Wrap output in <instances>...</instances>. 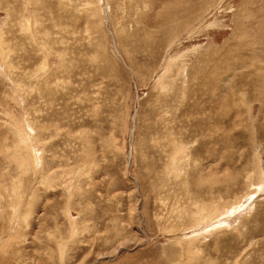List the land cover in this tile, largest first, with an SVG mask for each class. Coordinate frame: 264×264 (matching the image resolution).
<instances>
[{"label":"rangeland","instance_id":"374dc122","mask_svg":"<svg viewBox=\"0 0 264 264\" xmlns=\"http://www.w3.org/2000/svg\"><path fill=\"white\" fill-rule=\"evenodd\" d=\"M198 263L264 264V0H0V264Z\"/></svg>","mask_w":264,"mask_h":264},{"label":"bare ground","instance_id":"6f19581e","mask_svg":"<svg viewBox=\"0 0 264 264\" xmlns=\"http://www.w3.org/2000/svg\"><path fill=\"white\" fill-rule=\"evenodd\" d=\"M199 208H201L202 210H206V209H208V206H206V205H200ZM198 264H199V263H198Z\"/></svg>","mask_w":264,"mask_h":264}]
</instances>
